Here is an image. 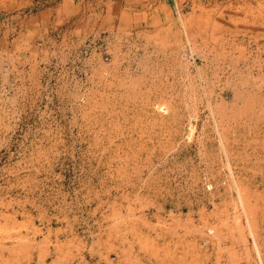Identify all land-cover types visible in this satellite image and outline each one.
Returning a JSON list of instances; mask_svg holds the SVG:
<instances>
[{
  "label": "rangeland",
  "instance_id": "obj_1",
  "mask_svg": "<svg viewBox=\"0 0 264 264\" xmlns=\"http://www.w3.org/2000/svg\"><path fill=\"white\" fill-rule=\"evenodd\" d=\"M0 264H264V0H0Z\"/></svg>",
  "mask_w": 264,
  "mask_h": 264
}]
</instances>
